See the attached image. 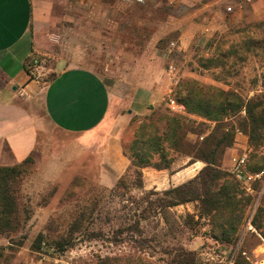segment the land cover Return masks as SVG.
Instances as JSON below:
<instances>
[{"label":"crops","instance_id":"1","mask_svg":"<svg viewBox=\"0 0 264 264\" xmlns=\"http://www.w3.org/2000/svg\"><path fill=\"white\" fill-rule=\"evenodd\" d=\"M148 3L0 0V167L35 161L43 155V143L56 145L59 133L77 141L95 139L99 183L113 188L131 164L123 152V135L132 120L150 115L151 107L165 101L174 112L186 111L173 97L180 81L174 55L188 53L194 46L210 47L230 26L226 16L237 15L243 3L235 0V6L230 4L222 12L215 7L218 2L205 1L203 11L211 14L198 24H175L173 18L162 23L151 17L147 23L133 16L131 9L147 8ZM229 7L233 13L227 11ZM34 56L54 61L46 72L51 73L47 85L33 80L25 67ZM123 60L137 62L133 77L124 71L127 65L114 64ZM116 69H124L127 78L119 79ZM245 141L236 138L224 156V168L232 171ZM204 167L197 162L173 172L146 168L144 189L178 187ZM6 240L0 236V245Z\"/></svg>","mask_w":264,"mask_h":264},{"label":"rangeland","instance_id":"2","mask_svg":"<svg viewBox=\"0 0 264 264\" xmlns=\"http://www.w3.org/2000/svg\"><path fill=\"white\" fill-rule=\"evenodd\" d=\"M205 1L218 2L215 7L222 12L230 4L236 5L235 0H203V4ZM240 2L243 8L238 9L235 16H226V24L230 26L218 33L210 47L194 46L188 53L174 55L172 63L177 68V77L180 79L178 85L182 80H196L225 92H235L246 102L264 96V0ZM203 4L198 0H149L147 8H133L131 11L133 16L138 15L147 23L151 17L162 23L173 18L175 24H198L203 22L204 15L211 14L210 11H203ZM127 24H130L129 21ZM133 33L137 34L135 31ZM144 34L147 32L144 31ZM136 63L134 60L114 62L118 66L127 65L125 70L116 69L117 77L127 78L123 70L128 72L130 78L133 77L138 70ZM53 65L54 61L50 60L47 69ZM167 66L165 62L163 69L167 70ZM44 72L43 80H49L51 73L46 75L47 70ZM178 85L174 88V98ZM167 109L169 107L165 101L158 107H151L150 114L166 112ZM176 113L186 114V111ZM238 116L229 118L226 123H237L240 118L246 117L245 111ZM192 119L206 122L194 116ZM211 131L212 128L204 127L205 135ZM240 132L243 136L239 137L246 140L241 152L248 151L250 170L264 172V139L256 145L250 136ZM134 133L135 127H129L123 135V143L133 141ZM57 137L56 145L45 141L42 145L43 155L24 169L21 202L28 203L30 211L28 215L26 212L22 215L27 220L24 226L10 234L6 245H0V248L5 247L0 251V264H102L106 258L115 257L129 258L132 264H180L186 256H191L187 258L191 264H226L232 256L234 264H238L239 260L252 264L250 260L264 252L261 239L264 238V190L259 184L254 187L258 193L254 195L246 192L241 184L239 186L238 198L251 196L252 203L244 212L242 220L235 223L237 230L230 243L212 237L213 220L211 217H198L197 203L185 205V208H174L168 215L169 227L160 217L151 216L148 222L141 225L144 229L142 236L124 230L127 228L126 219L135 214L136 205L124 202L117 192L109 191L103 194L102 210L95 211L94 217L88 222V230L75 233L63 251L47 247L44 252L33 251V242L41 232L44 235L51 233L53 237L59 234L64 236L69 221L75 217L73 207L77 202L91 199L95 193H103L102 189L106 188L100 185L96 172L100 155L94 147L98 140L95 142V139L90 141L81 138L77 141L60 133ZM190 139L195 142L197 136H190ZM224 156L222 167L231 173L229 167L224 168ZM188 160L181 158L175 168ZM150 179L154 181V178ZM129 192L136 198L141 194L135 189ZM256 218L260 229L253 226ZM129 224H133V221ZM50 226L57 230H49Z\"/></svg>","mask_w":264,"mask_h":264},{"label":"trees","instance_id":"3","mask_svg":"<svg viewBox=\"0 0 264 264\" xmlns=\"http://www.w3.org/2000/svg\"><path fill=\"white\" fill-rule=\"evenodd\" d=\"M177 89L176 102L185 107L186 114L167 109L166 112H154L146 117L134 118L130 124L131 129L135 127L133 141L123 143L124 155L131 162L127 172L112 190L103 188V193L97 192L91 199L77 202L73 207L75 217L69 221L64 236L59 234L53 237L49 233L50 235L45 234L46 237L41 232L33 242V251L44 252L46 247L63 251L75 233L88 230L89 220L94 217L96 210H102L105 198L103 194L109 191L117 192L124 202L136 205L135 214L126 219L127 228L124 230L142 236L144 229L141 225L148 222L151 216L160 217L169 227L168 215L174 208L197 203L198 217H211L213 220L212 237L225 243L234 240L237 230L235 223L242 220L244 212L252 203V197L238 198L240 183L233 174L223 169L222 159L226 150L233 148L239 130L250 136L254 144L263 142L264 96L246 102L235 92H225L191 79L182 80ZM243 111L246 117L240 118L235 124L226 123V120L241 115ZM193 116L206 122L193 120ZM204 127L212 128L210 134H204ZM190 136H197V140L192 141ZM181 158L189 160L178 168L197 162L204 163L205 167L197 177L178 187L165 191L144 189V169L173 172L178 169L175 166ZM31 162L30 159L19 166L0 167V236L9 238L10 234L21 229L27 221L22 215L25 212L28 215L30 209L28 210V203L21 202V178L25 167ZM132 189L141 192L139 198L132 196L129 192ZM187 216L191 217L190 214ZM257 218L253 221V226L260 229V225L256 223ZM130 221L133 224H129ZM49 230L54 232L57 229L50 226ZM9 247L11 246L7 248ZM2 249L5 247L0 248V251ZM188 257L191 256H186L179 263L191 264ZM102 264H132V261L129 258L115 257L106 258ZM238 264L249 263L239 260Z\"/></svg>","mask_w":264,"mask_h":264},{"label":"built area","instance_id":"4","mask_svg":"<svg viewBox=\"0 0 264 264\" xmlns=\"http://www.w3.org/2000/svg\"><path fill=\"white\" fill-rule=\"evenodd\" d=\"M127 4H142L145 0H124ZM228 12L233 13L234 8L229 7ZM51 59L45 57H29L25 61V67L31 75V78L35 81H40L44 85H47L49 80L44 79V71L48 70L47 66ZM238 136H243L240 131H237ZM203 139V138H201ZM250 156L248 151L241 152L235 162V165L232 168L231 173L234 178L243 186V188L249 194H258L256 193L254 187L259 184L264 190V172H252L249 168ZM263 192V191H262ZM255 213V209L253 214ZM253 217V216H252ZM251 225V223H249ZM252 228V227H250ZM261 237V236H260ZM264 246V238H262ZM250 259V258H249ZM252 264H264V252L262 254L256 255L250 260ZM234 256H232L226 264H234ZM55 264H58L57 262Z\"/></svg>","mask_w":264,"mask_h":264}]
</instances>
